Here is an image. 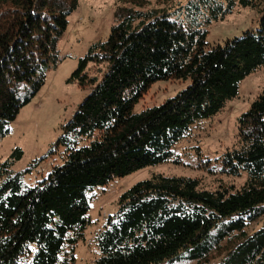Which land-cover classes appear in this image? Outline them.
Here are the masks:
<instances>
[{
    "label": "trees",
    "instance_id": "16d2710c",
    "mask_svg": "<svg viewBox=\"0 0 264 264\" xmlns=\"http://www.w3.org/2000/svg\"><path fill=\"white\" fill-rule=\"evenodd\" d=\"M152 2L119 0L108 39L80 59L70 80L96 85L51 146L48 156L64 148L63 164L26 186L27 171L13 170L22 148L0 163V264H74L92 223L91 192L175 159L195 125L222 111L264 66V9L258 30L214 46L206 39L209 25L256 0H188L173 11ZM79 5L0 0V139L61 61L59 41ZM185 9L199 22L174 17ZM91 62L103 66L100 76L90 74ZM175 79L191 82L134 112L155 82ZM219 159L221 166L206 158L204 167L246 173L242 186L207 189L197 177L154 174L124 191L96 235L93 264H264V89L239 116L236 145Z\"/></svg>",
    "mask_w": 264,
    "mask_h": 264
},
{
    "label": "rangeland",
    "instance_id": "374dc122",
    "mask_svg": "<svg viewBox=\"0 0 264 264\" xmlns=\"http://www.w3.org/2000/svg\"><path fill=\"white\" fill-rule=\"evenodd\" d=\"M187 1L170 0L162 4L153 0L151 7H164L173 11L176 7L184 6ZM256 2L257 6L239 5L224 19L209 25L206 38L208 45L223 43L229 38L243 35L247 30H258L264 0ZM118 4L119 0H80L79 7L69 15L67 30L59 41L61 61L56 67L46 70V81L40 91L21 108L17 117L9 124V132L1 137L0 163L14 149L22 148L23 156L14 163L13 170L27 171L24 176L26 186L34 185L47 177L55 166L63 164L64 148L48 156L51 146L96 85L81 87L78 80L70 78L89 48L108 39L112 26L117 22L115 10ZM174 17L182 20L186 26L194 25L197 19L192 11L186 9L177 11ZM102 68L103 66L93 62L89 64V72L93 76L99 75ZM190 82L177 79L155 82L135 105L134 112L159 105L174 97L187 88ZM263 89L264 66L243 81L239 95L229 100L222 111L195 125L192 136L177 146L175 159L117 177L107 186L98 187L91 192L89 217L92 223L88 226L84 239L76 246L74 264H93L100 253L96 242L97 233L104 227L106 218L117 210L121 194L141 180L154 174H164L197 177L207 189H216L222 184L233 185L235 188L242 186L247 179L246 173L241 176H229L219 170L213 173L204 167L203 161L209 158L213 165L221 166L220 156L237 143L239 116L250 108ZM178 159L181 162H177ZM262 221L253 224L248 232H252L254 228L260 229Z\"/></svg>",
    "mask_w": 264,
    "mask_h": 264
}]
</instances>
